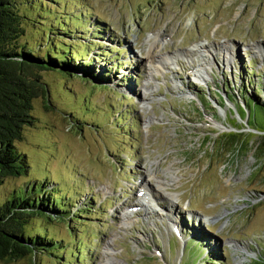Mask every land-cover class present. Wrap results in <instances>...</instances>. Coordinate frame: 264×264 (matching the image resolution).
Here are the masks:
<instances>
[{
	"label": "rangeland",
	"instance_id": "374dc122",
	"mask_svg": "<svg viewBox=\"0 0 264 264\" xmlns=\"http://www.w3.org/2000/svg\"><path fill=\"white\" fill-rule=\"evenodd\" d=\"M37 1L21 43L101 55L91 76L36 70L50 96L34 99L36 123L17 142L29 172L0 186V199L30 185L61 192L66 223L35 219L32 230L45 227L68 250L0 264H199V248L200 262L210 252L209 264H264L262 133L234 105L257 90L263 107L251 105L250 123L264 128V0ZM233 132L243 145L220 152Z\"/></svg>",
	"mask_w": 264,
	"mask_h": 264
},
{
	"label": "trees",
	"instance_id": "16d2710c",
	"mask_svg": "<svg viewBox=\"0 0 264 264\" xmlns=\"http://www.w3.org/2000/svg\"><path fill=\"white\" fill-rule=\"evenodd\" d=\"M41 4L42 1L37 0H0V186L9 177H20L29 172L28 156L18 148L17 142L23 138L24 126L36 123L33 115L34 99L44 97L46 103L49 104L50 96L47 84L43 82L36 70H52L69 76L73 73L71 69L73 68L80 71L84 77L86 75L91 76V73L86 69L93 60L98 62L97 60L101 55L95 54L91 60L86 61L88 54L84 55L85 50L80 52L74 42L54 41L53 46L48 47L49 49L44 52H39L37 47L29 44V42L21 43L20 41L27 35L29 26L36 25L37 20L34 22V19L32 21L28 19H31L33 13H40ZM83 24L85 25V23ZM61 29L64 30L62 27ZM48 30L49 33L46 31L47 41L50 43L51 36L48 35H51V30ZM69 31L72 32V30ZM81 58H84L81 66L73 63L76 60L81 61ZM117 67L120 70V63ZM90 70L94 73L93 68ZM98 77L103 78V76ZM96 86L90 85L92 89L97 88ZM256 93V97L242 95L241 104L234 105L243 119L246 117H243L240 108L245 114H248L247 125L262 133V139L258 142L256 151L264 153V128L252 126L250 123L252 118L251 105L254 109H257L259 105L263 107L257 90ZM226 96L232 103H235L230 94H226ZM88 112L91 113V111ZM70 113L72 112H69V115ZM71 117L69 122L72 123V126L75 122H84L76 114L73 116L71 114ZM113 124L119 125L116 121H113ZM75 127L83 128L76 125L74 129ZM240 135L243 133L226 134L225 137H222L218 150L221 152L227 149V152L234 154V150L237 147L240 149L245 141L242 138L241 145H237ZM247 144L248 141L245 142L244 146ZM25 188H27L26 195H20L14 191L12 198L8 196L5 199H0L5 200L0 202V260L12 261L26 257L35 258L46 253L59 254L61 252L64 254L68 249L64 248L63 251H59L62 247L61 242H64L63 238L58 239L48 234L47 229L42 226L38 230H32L35 219L46 218L52 222H63L66 218L64 212L67 211V205L63 202L61 192L49 190L45 196L46 189L41 188L38 191L35 186L32 188L31 185L25 186ZM79 211L81 212V209ZM68 228L71 227L68 226ZM204 252L205 250L200 248L195 250L196 255H199V264H209L213 260L214 255L212 256V253L207 252L208 254L205 255L207 259L200 262L201 254ZM75 253L77 254L79 251L73 250V248L72 251L69 250L70 255H75Z\"/></svg>",
	"mask_w": 264,
	"mask_h": 264
},
{
	"label": "bare ground",
	"instance_id": "6f19581e",
	"mask_svg": "<svg viewBox=\"0 0 264 264\" xmlns=\"http://www.w3.org/2000/svg\"><path fill=\"white\" fill-rule=\"evenodd\" d=\"M155 40V39H154ZM157 40V39H156ZM156 40L154 41L155 43H156ZM197 45L195 44V45H193V46H191V47H188V49H185V51H181V52H178V55H177V57L179 58V56H181V55H186V54H192V53H194L193 51H195L197 48H195ZM203 45L201 44L200 45V47L201 48H203V50L204 51H208L209 49L205 46V47H202ZM209 46V45H208ZM226 49V48H225ZM225 49H223V50H225ZM228 50V49H227ZM227 50L225 51V52H227ZM192 52V53H191ZM230 53V52H229ZM133 56V55H132ZM166 56V55H165ZM146 57H147V59H149V60H154V59H156L157 57H155V53H154V50H153V48L151 47L150 48V50H149V52H147V55H146ZM178 58L176 59V60H178ZM165 59V58H164ZM138 60V59H137ZM136 60V61H137ZM201 62H202V60H200ZM203 61L205 62V59H203ZM199 63V68H197L198 69V74L196 75L195 74V78L196 79H198L199 78V80L201 79V78H203V77H205V75H207V72H206V70H205V68L203 67L204 66V63ZM162 65V64H161ZM155 67V70H157V71H159V69L160 68H158V66H154ZM232 104V103H231ZM145 187V189H146V192H145V194L147 193V196L148 195H150V196H148V197H151V199L152 198H156V195L154 194V192L153 191H151V189L148 187V186H144ZM174 194V193H173ZM172 194V195H173ZM176 195V194H175ZM175 195H173V197H176L177 198V196H175Z\"/></svg>",
	"mask_w": 264,
	"mask_h": 264
}]
</instances>
